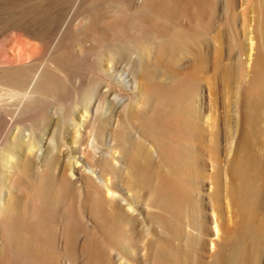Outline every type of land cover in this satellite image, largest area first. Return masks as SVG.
Wrapping results in <instances>:
<instances>
[{"label": "bare ground", "instance_id": "bare-ground-1", "mask_svg": "<svg viewBox=\"0 0 264 264\" xmlns=\"http://www.w3.org/2000/svg\"><path fill=\"white\" fill-rule=\"evenodd\" d=\"M219 2L0 0V34L36 41L30 62L12 49L0 63V264H264V168L250 143L264 108V0L253 77L232 111L251 135L240 130L230 182L225 168L206 172L222 135L212 86L208 107L200 87L203 18L216 23ZM238 66L219 68L224 83Z\"/></svg>", "mask_w": 264, "mask_h": 264}, {"label": "rangeland", "instance_id": "rangeland-1", "mask_svg": "<svg viewBox=\"0 0 264 264\" xmlns=\"http://www.w3.org/2000/svg\"><path fill=\"white\" fill-rule=\"evenodd\" d=\"M219 1H220L219 5H217V6L220 9L218 7L217 8L220 10L218 12L220 14L217 13V20H216L217 22L215 23V21H213L215 24L213 22L211 24V23H209V21L211 20V17H204L203 18L206 20V22H208V24L211 26V28L209 27L210 30H208L207 29L208 27L205 29V27L202 26V28L205 29V30L202 29V31L206 32V33L202 32V34H204V33L206 34L207 42H205L202 46H200L201 47L200 51L202 52V56H206L208 58V61H207V66L205 67L204 72L201 74L202 81L200 83L201 84L200 87L203 91L204 98H205V101H204L205 105L204 106L208 107L209 103H210L209 102L210 101L209 100V95H210V88L209 87L212 86L211 88H212V94H213V99H214L213 100V105H214L213 107L214 108L217 107V110L216 109L215 110L217 113L216 116H218V118H217L218 119L217 120L218 129L220 130V135H222V136H220V139H221L220 151H219V153L216 154V156L218 155L217 162H218V160L223 162L222 164H220L222 167H220V165L218 164V163H220V161H219L218 163H215L217 165L214 164L217 167L219 166V168L214 167V166H213L214 167L213 168L211 166V164L213 165V163L212 162L210 163L211 156L208 152H206V164L208 165L207 166L208 168L206 167L207 168L206 172L208 174L209 173L214 174V172H216L215 174H217V173H219L217 171H219L220 168H223V169L225 168L224 169L225 171L224 170L220 171V173L222 171L224 173L223 172L221 174L219 173L221 176L220 177L218 176V179L221 180V179L226 178V176H228L227 182H230V180L232 179L231 178L232 176H230L231 174L229 173L230 168L226 169V166L228 164L229 165L232 164L231 162H233L232 160H234V158L236 156L235 155L236 154L235 144L238 143V141H239V137H240L239 135L243 134V132L245 133V131L246 132L249 131V133H250V127H248L247 123L246 122L244 123L243 122L244 120H239L238 118L236 119V117H238V114L233 113V112L237 111V108H235L236 104H237V103H235L237 101L236 100L237 95H238L237 92L246 83L251 81L252 77H253L252 70H251L252 61L250 60V56L252 53L251 52L252 41H255L257 44L259 41L257 34L255 32V28H256V21L255 20L257 18V14H258L257 10H259V7H258L259 4L256 2V0H229V1L219 0ZM136 3L139 5L142 3V0H136ZM228 4H231V6H232V9H233L232 14L234 13L233 14L234 17H232L231 14H226V12H225V10H226L225 7H227ZM177 11H178V9H177ZM0 12L3 13V14L0 13L1 14L0 15V18H1L0 19V30H1V26H2L1 21L3 22L4 15L6 16V14H4V12H2V11H0ZM205 15H207V14H205ZM229 15L232 18H230ZM227 16H228V18H227ZM91 19H92L91 15H87L84 18H80L79 24H82V25L85 24L86 25L87 23H89L91 21ZM205 20L204 21L202 20V22L204 24L206 23ZM189 22L190 21L187 20V18H185L183 20L180 19V22L179 21H177L176 23L172 22L171 24H169L168 27H169V29L173 30L174 28L176 29V28H180L181 26H185ZM206 25H207V23H206ZM17 31L18 32H16V30L6 31L3 33L4 36H3V34H0V63L5 62L6 59L12 55V53H13L12 49H14V51L17 50L13 54H15L16 56L19 55V56H17V59L21 63L30 62V60H32L33 55H35V48H33V47L35 46L36 41L34 39H32L30 36L28 37V34H26L24 31H21V32H20V30H17ZM10 33L13 34L12 37H11ZM5 36H6V38H5ZM18 38L20 40H18ZM1 39L4 42H2ZM7 39H9V40H7ZM209 42L211 44V48L209 47L210 49L208 48ZM21 43H22V45H21ZM13 44H14L16 49L13 47ZM236 44H238L239 48L236 47ZM18 45H20L21 47ZM28 45H30V46H28ZM5 47H7V48L4 49ZM18 47H20L22 50L20 48L18 49ZM206 51L209 52V56L206 55ZM22 58L25 61H23ZM193 60H194V55L191 56V58L189 60L182 63V64H184V66L183 65L182 66L185 68L183 70L184 72H188L191 69L190 62ZM242 62L244 63V66H243ZM241 63H242V65H241ZM226 65H229V66L232 65L234 67H237L239 65L237 69H240V70H241L240 66H242V70L241 71L239 70L240 73L237 72V74L239 73L241 75H239L237 78L235 77L233 80H231L230 83L225 82L226 85L229 87H227L225 85L224 80L222 79V76L219 74L220 73L219 68H221V66L223 67ZM209 78H211L210 82L208 80ZM212 78H213V80H212ZM219 80H221V81H219ZM208 85H210V86H208ZM124 93H125L124 95H127V92H124ZM215 105H216V107H215ZM233 108L235 109L234 111H233ZM229 110H231L230 113L232 111L233 112L231 113L232 118L229 117L228 120L235 118V120L240 121L239 124L236 126H235V124H237V121L235 122L234 119H233V121L230 120L232 122V124L229 121L231 126L233 125L232 127L228 124V126H230V128H232V130H235V131H236V129L238 130L237 131L238 139H236L233 136V139H236V140H234L233 152H232V147L231 146L229 147L228 146L229 144L227 143L228 140L229 141L231 140L230 138L232 137V135L229 136L230 128L228 126H225L226 123H225V119H224V116L230 115V113L227 114V111L229 112ZM207 113L210 114V110ZM236 114H237V116H236ZM219 118H222V120H219ZM239 118L241 119V117H239ZM257 120H259V122H260V124H259V122L256 121V122H258V124H256V125L259 127L255 126V129L252 131V135L249 134V136H247L248 133L247 134L245 133L246 135L243 134V136L245 135L246 137H250V135H251V137H252L254 135L253 140H255V141L253 142V140L252 141L250 140L251 141L250 142L249 141L250 138H248V141L252 144L254 143V145H252L253 152H255V155L260 159L261 163H263L262 167L264 168V108L262 110V114L259 115V118ZM219 123H221V124H219ZM242 123L246 124L247 126L245 125V127H243ZM234 126L235 127L238 126V127L234 128ZM245 129H247V130H245ZM232 130H231V132L233 133ZM240 130L241 131L244 130V131L242 133H240ZM257 131L261 132V134H260V132H258V134H260V136L257 134ZM255 132H256V135H255ZM235 133L236 132H234V134ZM256 137H257V139L259 138V140H257ZM237 146H238V144H237ZM229 165L227 167H229ZM215 168H217V169H215ZM213 169H215L216 171ZM224 174H228V175L224 176ZM214 178H217V176L215 175ZM224 180H223V183L225 184L226 180L225 181ZM231 183H232V181H231ZM227 184H228V186L226 185L227 187H229L231 185L230 183H227ZM208 188H210V187L208 186V187H205V189H203L205 191V193H208V190H207ZM80 240H81L80 243H82V241H83L82 238Z\"/></svg>", "mask_w": 264, "mask_h": 264}]
</instances>
